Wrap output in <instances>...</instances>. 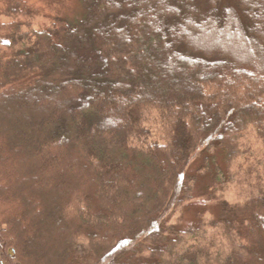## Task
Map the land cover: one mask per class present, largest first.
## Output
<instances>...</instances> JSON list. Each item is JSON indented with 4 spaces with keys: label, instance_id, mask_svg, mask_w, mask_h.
Returning <instances> with one entry per match:
<instances>
[{
    "label": "trees",
    "instance_id": "1",
    "mask_svg": "<svg viewBox=\"0 0 264 264\" xmlns=\"http://www.w3.org/2000/svg\"><path fill=\"white\" fill-rule=\"evenodd\" d=\"M80 3L78 20L23 31L36 8L0 0V264H264L260 184L239 234L221 221L226 251L157 244L206 148L249 125L264 148V0ZM47 214L61 222L44 240Z\"/></svg>",
    "mask_w": 264,
    "mask_h": 264
},
{
    "label": "rangeland",
    "instance_id": "2",
    "mask_svg": "<svg viewBox=\"0 0 264 264\" xmlns=\"http://www.w3.org/2000/svg\"><path fill=\"white\" fill-rule=\"evenodd\" d=\"M28 1L37 11L28 18L27 22H30V25L22 27L23 31L46 28L53 23L54 19L59 18L72 22L80 19L82 14L80 0H62L58 5H53L52 0ZM0 22L5 23L8 20L0 16ZM197 32L194 30L193 33ZM196 40L199 44H206L205 39H201V37ZM0 49L5 50L2 43H0ZM254 66L258 67L256 64ZM8 118L9 121H12L10 114ZM141 118L147 139L150 142H160L158 125L161 117L159 112L155 109H146ZM26 143L27 141L24 144ZM17 152L19 153L16 154L15 159L18 160L23 152L20 150ZM191 165L187 176L189 179L188 200L180 205L170 217L166 240L157 241V244H162L166 249L172 251L175 255L172 254L171 257L174 256V258H179V255L183 254L185 250H193L191 249L193 247L199 251L212 250L213 253L226 251L221 221L232 223L233 229H236L234 232L239 234V229L242 230L247 225V221L244 219L245 202L248 200V196L251 192L256 194L260 190L259 186L264 185V148L251 125L240 137H234L226 144L218 142L206 148ZM18 169L21 174L17 173L15 177L22 176V171L19 167ZM15 177L9 178L10 184L21 182L19 178ZM39 186L43 187V184H32V190L36 191ZM23 194L28 196L24 192ZM58 208L57 203H52L50 208L47 206L45 210L57 213ZM46 216L48 227L39 229L44 234V240L47 237V229L53 226L52 221L61 222V219H58L59 217L56 215L47 214ZM52 217L53 219H51ZM257 218H262V223H264V214H259ZM36 222L37 220H32L33 224ZM24 226L28 225L24 224ZM78 249L82 251L84 245L80 243ZM51 250L53 251L55 248H51ZM46 263L40 262L39 264Z\"/></svg>",
    "mask_w": 264,
    "mask_h": 264
}]
</instances>
